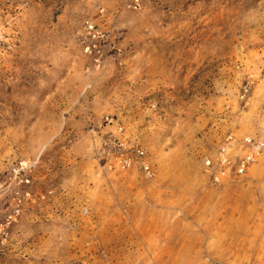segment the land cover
Returning <instances> with one entry per match:
<instances>
[{"label": "rangeland", "instance_id": "rangeland-1", "mask_svg": "<svg viewBox=\"0 0 264 264\" xmlns=\"http://www.w3.org/2000/svg\"><path fill=\"white\" fill-rule=\"evenodd\" d=\"M143 3L0 0V264H264V0Z\"/></svg>", "mask_w": 264, "mask_h": 264}, {"label": "built area", "instance_id": "built-area-1", "mask_svg": "<svg viewBox=\"0 0 264 264\" xmlns=\"http://www.w3.org/2000/svg\"><path fill=\"white\" fill-rule=\"evenodd\" d=\"M128 7L134 10H141L144 3L143 0H122ZM89 33L93 38H101V34L94 26H89ZM87 51H90V46H87ZM251 85L247 82L242 86L240 97L246 100L249 97ZM264 150V141L256 137L244 136L237 138L234 134L226 136L220 143L214 156L207 157L204 161V167L210 173L214 181L220 182L224 179H232L238 175L244 174L250 166L255 163ZM139 156L143 158L144 152L139 151ZM132 160L127 157L122 160V166L127 168L131 165ZM142 168L149 179L155 176L153 169L148 162L143 161ZM27 162L19 163L15 168V172L20 175L22 171L29 169Z\"/></svg>", "mask_w": 264, "mask_h": 264}]
</instances>
